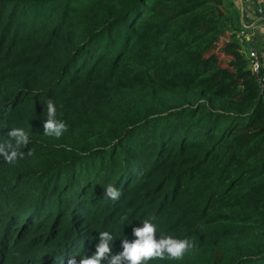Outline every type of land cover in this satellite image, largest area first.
<instances>
[{
    "label": "trees",
    "instance_id": "trees-1",
    "mask_svg": "<svg viewBox=\"0 0 264 264\" xmlns=\"http://www.w3.org/2000/svg\"><path fill=\"white\" fill-rule=\"evenodd\" d=\"M238 29L232 0H0V142L29 135L0 157V264L79 259L105 229L116 253L148 217L193 243L148 264H264V92Z\"/></svg>",
    "mask_w": 264,
    "mask_h": 264
},
{
    "label": "clouds",
    "instance_id": "clouds-1",
    "mask_svg": "<svg viewBox=\"0 0 264 264\" xmlns=\"http://www.w3.org/2000/svg\"><path fill=\"white\" fill-rule=\"evenodd\" d=\"M42 128L45 135L54 137H60L66 130L65 122L57 118V108L51 99L47 101V118L43 120ZM3 136V142H0V157L9 164L23 158L22 149L29 144L28 133L21 127H10ZM105 195L115 201L120 198L121 192L117 187L109 185L105 189ZM154 219L148 217L140 220V226L132 228L134 239H121L122 250L119 252H112L115 236L105 229L98 231L97 243L91 255H86L84 251L79 254V259L76 255H69L62 264H148V261L154 258L179 259L193 247L192 241L187 237L177 238L158 233Z\"/></svg>",
    "mask_w": 264,
    "mask_h": 264
},
{
    "label": "crops",
    "instance_id": "crops-1",
    "mask_svg": "<svg viewBox=\"0 0 264 264\" xmlns=\"http://www.w3.org/2000/svg\"><path fill=\"white\" fill-rule=\"evenodd\" d=\"M235 4L240 18V30L247 31L250 38L244 39L243 48L245 54L249 50H254L264 67V15L256 12V7L260 5L259 0H232Z\"/></svg>",
    "mask_w": 264,
    "mask_h": 264
},
{
    "label": "built area",
    "instance_id": "built-area-1",
    "mask_svg": "<svg viewBox=\"0 0 264 264\" xmlns=\"http://www.w3.org/2000/svg\"><path fill=\"white\" fill-rule=\"evenodd\" d=\"M260 5L256 7V12L260 15H264V0H259ZM247 31L240 30L237 36L239 41L244 44L245 38H250V35L246 33ZM246 57L250 66L251 71L258 79V84L261 91L264 92V67H262L261 62L256 54V52L252 49L246 52Z\"/></svg>",
    "mask_w": 264,
    "mask_h": 264
}]
</instances>
